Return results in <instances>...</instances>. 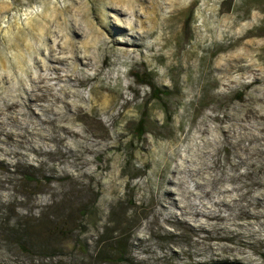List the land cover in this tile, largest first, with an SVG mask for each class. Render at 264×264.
<instances>
[{
	"label": "rangeland",
	"instance_id": "rangeland-1",
	"mask_svg": "<svg viewBox=\"0 0 264 264\" xmlns=\"http://www.w3.org/2000/svg\"><path fill=\"white\" fill-rule=\"evenodd\" d=\"M0 264H264V0H0Z\"/></svg>",
	"mask_w": 264,
	"mask_h": 264
},
{
	"label": "trees",
	"instance_id": "trees-1",
	"mask_svg": "<svg viewBox=\"0 0 264 264\" xmlns=\"http://www.w3.org/2000/svg\"><path fill=\"white\" fill-rule=\"evenodd\" d=\"M139 82H140V84H147V85H150L151 87L153 86L152 83L147 82L146 80H140ZM154 98L158 99L159 96L158 97L156 96ZM139 126H141V127L138 129L137 136H138V138H141V137H143L145 135V129H143V126H144V121L143 120L140 121Z\"/></svg>",
	"mask_w": 264,
	"mask_h": 264
}]
</instances>
